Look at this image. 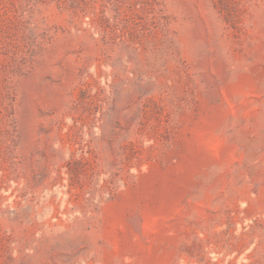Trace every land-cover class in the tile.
I'll return each mask as SVG.
<instances>
[{
  "label": "rangeland",
  "instance_id": "rangeland-1",
  "mask_svg": "<svg viewBox=\"0 0 264 264\" xmlns=\"http://www.w3.org/2000/svg\"><path fill=\"white\" fill-rule=\"evenodd\" d=\"M0 264H264V0H0Z\"/></svg>",
  "mask_w": 264,
  "mask_h": 264
}]
</instances>
